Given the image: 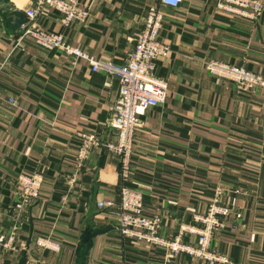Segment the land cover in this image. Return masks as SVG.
<instances>
[{"label": "crops", "instance_id": "obj_1", "mask_svg": "<svg viewBox=\"0 0 264 264\" xmlns=\"http://www.w3.org/2000/svg\"><path fill=\"white\" fill-rule=\"evenodd\" d=\"M76 1L90 10L86 22L66 28L59 12L45 8L39 25L117 65L138 41L149 6L160 7V38L171 50L156 61V73L168 82L167 100L142 117L129 180L120 177V158L99 148L78 172L79 133L114 135L109 124L119 81L84 59L73 64L61 50L20 38L19 23L35 0H0V222L16 237L14 250L0 248V264H76L86 229V264H202L121 235L98 204L120 202L123 183L143 194L146 216L161 217L166 238L178 234L183 220L206 214L221 190L231 215L214 234V250L229 258L226 264H264V88L238 90L205 67L216 59L264 76V9L251 20L219 10L216 0L177 7L160 0ZM34 172L44 176L40 197L19 212L14 178ZM39 237L60 249L39 247ZM185 240L196 242L189 234Z\"/></svg>", "mask_w": 264, "mask_h": 264}, {"label": "built area", "instance_id": "obj_2", "mask_svg": "<svg viewBox=\"0 0 264 264\" xmlns=\"http://www.w3.org/2000/svg\"><path fill=\"white\" fill-rule=\"evenodd\" d=\"M182 1L160 0L159 4L177 7ZM216 2L219 10L251 20H257L264 9L263 0ZM45 8L59 12L66 28L74 21L86 22L91 16L90 10L76 0H35L27 10L28 20L19 23L20 38L30 37L43 48L61 50L73 64L84 59L89 62L93 71L104 70L111 78L118 79L119 88L112 105L109 124L113 137L103 139L96 134L79 133L80 145L76 150L74 162L79 172L95 148L116 154L120 158V177L125 182L132 174L133 142L137 130L142 125V117L150 108L165 103L168 96V82L156 73V61L166 57L171 50L160 38L164 14L158 5L149 6L138 41L130 50L125 62L117 65L72 45L66 40L63 32L43 29L38 23V17ZM205 67L213 76L232 81L238 90L264 88V76L243 66L214 59L208 61ZM111 84V81L106 83L108 87ZM10 101L14 102V99L11 98ZM14 181L19 188L16 209L24 212L39 199L44 176L39 172L20 173L15 176ZM220 194L221 190L209 203L206 214L194 215L191 222L183 220L178 234L173 238H166L161 234L160 216L145 215L143 194L128 188L124 183L120 191V202L104 201L100 202L98 207L109 210L123 237L136 239L154 249H162L173 257L199 259L202 264H226L230 261L229 258L215 251L212 246L215 232L224 227L225 220L231 215V208L221 202ZM187 234L194 236L196 242H187ZM15 238V233L9 234L1 229L0 222V248L14 250ZM36 244L51 250L60 249V245L49 238L39 237Z\"/></svg>", "mask_w": 264, "mask_h": 264}, {"label": "trees", "instance_id": "obj_3", "mask_svg": "<svg viewBox=\"0 0 264 264\" xmlns=\"http://www.w3.org/2000/svg\"><path fill=\"white\" fill-rule=\"evenodd\" d=\"M89 243H82L77 256L76 264H86L87 255H88Z\"/></svg>", "mask_w": 264, "mask_h": 264}, {"label": "water", "instance_id": "obj_4", "mask_svg": "<svg viewBox=\"0 0 264 264\" xmlns=\"http://www.w3.org/2000/svg\"><path fill=\"white\" fill-rule=\"evenodd\" d=\"M90 235H91V232L89 229H86L85 230V233H84V238H83V242L84 243H87L90 239Z\"/></svg>", "mask_w": 264, "mask_h": 264}]
</instances>
